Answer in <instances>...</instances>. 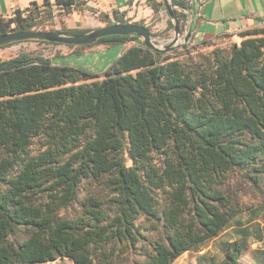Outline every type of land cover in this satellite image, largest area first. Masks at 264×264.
Returning a JSON list of instances; mask_svg holds the SVG:
<instances>
[{"label": "trees", "instance_id": "16d2710c", "mask_svg": "<svg viewBox=\"0 0 264 264\" xmlns=\"http://www.w3.org/2000/svg\"><path fill=\"white\" fill-rule=\"evenodd\" d=\"M148 1L155 13L164 6ZM190 1L171 0L180 21ZM84 7L17 10L0 17V36ZM241 37L229 49L198 44L217 48L196 56L186 45L183 60L135 35L106 37L96 45L136 44L102 76L0 58V264H173L186 252L196 264H264V224L239 219L264 205L241 207L227 189L240 175L264 199V29ZM86 182L99 190L81 198ZM229 233L221 259L203 249Z\"/></svg>", "mask_w": 264, "mask_h": 264}, {"label": "rangeland", "instance_id": "374dc122", "mask_svg": "<svg viewBox=\"0 0 264 264\" xmlns=\"http://www.w3.org/2000/svg\"><path fill=\"white\" fill-rule=\"evenodd\" d=\"M164 3V0L161 1ZM171 2V0H170ZM172 3V2H171ZM166 10V5L164 4L161 7V10ZM43 11V10H42ZM168 14V12H167ZM47 13H44L40 18V24L34 28L32 31H65V30H86L93 31L98 28L106 27L110 25L109 22L101 18L100 15L95 16L94 14L86 13L85 11H75L70 14L62 13L60 10L55 11L52 18L47 17ZM169 16V15H168ZM184 17H181V27H183L182 20ZM185 20V19H184ZM161 22V18L158 19ZM130 23V22H129ZM169 27L164 32L157 31L152 25L144 24L147 26L152 34L153 38L156 41L155 43L158 46L166 45L168 43L167 38H173L174 36V25L171 23ZM162 25V24H161ZM166 38V39H165ZM143 42L142 39H140ZM231 44L221 46L222 48H230ZM99 46V47H98ZM190 49L195 47L192 52V55L196 56L199 54H209L213 49L217 48L216 46H205V45H193L192 42L189 43ZM125 49L124 44H118L111 47H101V45H94L93 47H70L63 44H54L43 41H24L16 42L9 44L0 49V58L2 60L12 59L21 54H29L32 57L42 56L45 58H51V63L55 66L62 67H72L79 69L81 71L94 74V75H104L121 57L122 51ZM80 51L78 53H73V51ZM184 47L175 49L171 52H165L162 55L164 56H173L178 57L181 60L185 56L181 54L185 53ZM227 189L231 190V195L234 196L235 202L244 208L261 207L264 205L263 197L255 192L246 182L243 181L240 175L232 174L229 175ZM96 184L90 185L88 182L82 185L80 190V197L83 198L90 193L98 191ZM78 210V206H73L68 210H63L62 214L65 216H72ZM260 210V209H258ZM254 217L264 224V211H259L257 216L251 214L250 211L246 212L239 216V219L244 223H249ZM232 233V232H231ZM232 235V234H231ZM230 233L224 235L220 240L208 242L203 246V249L211 244V255H217L218 259H221L218 245L219 242L223 239L227 240L231 238ZM258 244L251 245L250 250L247 252L244 260H251L252 250L256 249ZM201 249V247H199ZM204 253V252H201ZM196 253L195 252H186L180 258H178L173 264H196ZM133 257L131 258V261ZM48 264H74L71 260L66 259L65 261H55Z\"/></svg>", "mask_w": 264, "mask_h": 264}, {"label": "crops", "instance_id": "0c3cea01", "mask_svg": "<svg viewBox=\"0 0 264 264\" xmlns=\"http://www.w3.org/2000/svg\"><path fill=\"white\" fill-rule=\"evenodd\" d=\"M56 0H0V17L11 18L17 10L43 7ZM85 4L86 13L113 14L124 16L130 23L152 25L157 31L164 32L169 27L171 18L166 10H155L148 0H79ZM161 2L162 0H156ZM192 4V0L190 1ZM164 4V3H163ZM198 15L193 38V45L214 42L216 45L240 44L241 34L259 29L264 20V0H199ZM161 18V22L158 19ZM189 25V16H186ZM162 24V25H161ZM166 39V38H165ZM171 39V38H170ZM167 38V41L170 40ZM136 43L124 44L122 54ZM99 47V46H98ZM104 47V45H101ZM106 47V46H105ZM51 60V58H49ZM102 76V75H100Z\"/></svg>", "mask_w": 264, "mask_h": 264}, {"label": "water", "instance_id": "95a60500", "mask_svg": "<svg viewBox=\"0 0 264 264\" xmlns=\"http://www.w3.org/2000/svg\"><path fill=\"white\" fill-rule=\"evenodd\" d=\"M198 2L199 0H192L191 9L183 10L187 11L189 16L188 30L185 34H183L180 20L175 14V10L178 8L175 7L170 0H164L168 15L174 25V36L166 45L158 46L155 43L156 41L153 38L151 30L147 26L140 25L139 23H126L110 24L106 27L98 28L78 35H68L63 31H25L9 33L0 36V49L9 44L31 40L63 44L70 47H84L96 45L101 39L106 37L135 35L143 40L146 48L163 54L165 52H171L175 49L189 45L195 32L196 19L198 15Z\"/></svg>", "mask_w": 264, "mask_h": 264}, {"label": "built area", "instance_id": "2783aa9c", "mask_svg": "<svg viewBox=\"0 0 264 264\" xmlns=\"http://www.w3.org/2000/svg\"><path fill=\"white\" fill-rule=\"evenodd\" d=\"M184 14H187V11H182ZM182 24H183V27H181L182 28V32H183V34H185L186 32H187V30H188V24H187V22H186V19L184 20H182ZM260 29H264V20H262L261 21V23H260Z\"/></svg>", "mask_w": 264, "mask_h": 264}]
</instances>
